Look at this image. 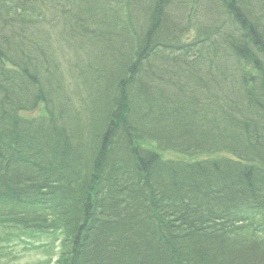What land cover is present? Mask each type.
<instances>
[{
	"label": "trees",
	"instance_id": "trees-1",
	"mask_svg": "<svg viewBox=\"0 0 264 264\" xmlns=\"http://www.w3.org/2000/svg\"><path fill=\"white\" fill-rule=\"evenodd\" d=\"M191 2L0 0V245L53 235L57 264H264V0H195L223 56L186 41ZM212 8L227 21L201 19ZM56 27L71 73L95 60L80 106Z\"/></svg>",
	"mask_w": 264,
	"mask_h": 264
},
{
	"label": "rangeland",
	"instance_id": "rangeland-1",
	"mask_svg": "<svg viewBox=\"0 0 264 264\" xmlns=\"http://www.w3.org/2000/svg\"><path fill=\"white\" fill-rule=\"evenodd\" d=\"M58 1L61 3V5L62 3L63 4L67 3V0H61V1L58 0ZM76 1H78L80 5L84 7L86 6V4L96 5L95 4L96 0H74V2ZM97 1L102 2L103 0H97ZM190 5H191V8L189 10L190 23L188 24L190 29L186 31V33L190 35H188L186 41L193 40L195 36H197V34L200 33V40L194 47L195 52L201 51L206 56H211L215 54H217L218 56H223L225 54H229L230 53L229 50L224 51L222 49V45L223 43L225 44V42L221 37V35L223 34V31H225L226 29H223L220 34H216V32L214 31V33L212 34L214 39H212L211 41H206L205 31L198 30L196 28L198 26H195L193 22L200 19L199 17L200 15H198L197 12L195 0H192ZM122 8L123 5H120L116 7L115 10H120ZM211 17L214 19L216 25H221L222 23L227 21L229 17V13L223 9L221 10L217 9L216 11L215 8H212L210 11H208V13L205 16H201V19L203 18L208 22H212ZM52 44L56 48V55H58V57L61 60L62 74L65 80H67L68 83L71 84L70 88H68V94L70 100L74 105L80 106L82 105V103H85L83 102V99L86 97V95L89 92H91L90 89L93 88L94 90L95 87L98 85V77L96 78L97 82H92L85 75L87 72H89L90 74H96V72L92 70L90 67V64L95 60L91 58L92 54H85L84 56H81L80 68L78 70V73L75 71L74 73H71L70 69L72 67L75 68L76 66L75 61L78 59L79 55H72L71 46L69 42L59 35V27H56V31L53 34ZM81 53L83 54L84 52L81 51ZM72 83H74L73 86ZM45 112H46L45 105L42 103L38 106L37 109L31 111H24L21 114L24 115L25 117L35 118L38 115L45 114ZM147 145L156 148L154 145L151 144H147ZM157 151L160 152V154L166 159L183 157L178 153L175 154L168 150H164L163 152L159 150ZM220 154L231 156L233 158L236 157L234 153L230 150H223ZM0 230H2L1 225H0ZM257 237L259 236L254 234V238ZM42 241H43L42 243L45 244L51 243V239H47V240L42 239ZM48 244L45 247L38 248L36 245L34 246L26 245L24 242L18 239L14 241L13 239L12 240L5 239L1 241L0 250L2 251L5 249L7 251L6 254L9 255L10 257L4 260L10 264H57V262L61 258V253L59 252L60 247L59 245L58 247L55 246L54 241L49 246Z\"/></svg>",
	"mask_w": 264,
	"mask_h": 264
}]
</instances>
